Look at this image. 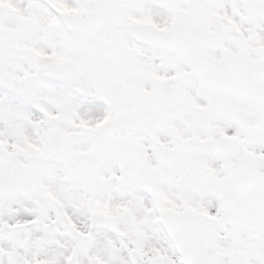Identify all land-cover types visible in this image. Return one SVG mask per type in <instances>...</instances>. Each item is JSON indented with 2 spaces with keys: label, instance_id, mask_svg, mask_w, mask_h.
<instances>
[{
  "label": "snow or ice",
  "instance_id": "snow-or-ice-1",
  "mask_svg": "<svg viewBox=\"0 0 264 264\" xmlns=\"http://www.w3.org/2000/svg\"><path fill=\"white\" fill-rule=\"evenodd\" d=\"M0 264H264V0H0Z\"/></svg>",
  "mask_w": 264,
  "mask_h": 264
}]
</instances>
